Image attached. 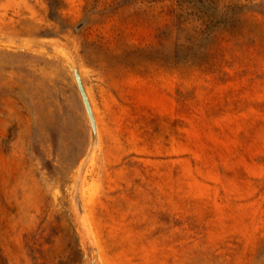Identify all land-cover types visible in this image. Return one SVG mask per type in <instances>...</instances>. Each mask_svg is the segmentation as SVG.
Listing matches in <instances>:
<instances>
[{
    "label": "rangeland",
    "instance_id": "374dc122",
    "mask_svg": "<svg viewBox=\"0 0 264 264\" xmlns=\"http://www.w3.org/2000/svg\"><path fill=\"white\" fill-rule=\"evenodd\" d=\"M0 264H264V0H0Z\"/></svg>",
    "mask_w": 264,
    "mask_h": 264
},
{
    "label": "water",
    "instance_id": "95a60500",
    "mask_svg": "<svg viewBox=\"0 0 264 264\" xmlns=\"http://www.w3.org/2000/svg\"><path fill=\"white\" fill-rule=\"evenodd\" d=\"M81 80L80 79H78V88H79V91H80V93L82 94V96H83V99H84V102H85V104H86V106H89V104H88V101H87V98H86V95H85V93H84V90H83V88L81 87Z\"/></svg>",
    "mask_w": 264,
    "mask_h": 264
},
{
    "label": "bare ground",
    "instance_id": "6f19581e",
    "mask_svg": "<svg viewBox=\"0 0 264 264\" xmlns=\"http://www.w3.org/2000/svg\"><path fill=\"white\" fill-rule=\"evenodd\" d=\"M81 83H82V82H81ZM81 87H82L83 90H84L83 84H81ZM84 93H85V95H86L85 90H84ZM86 98H87V96H86ZM87 101L89 102L88 99H87ZM88 104H89V103H88ZM92 115H93V114H92ZM94 116H95V115H94ZM94 116H93V117H94ZM95 118H96V117H95ZM90 120H91V119H90ZM96 122H97V121H96ZM91 124H92V123H91ZM95 124H96V123H95ZM99 136H100V134H99ZM100 140H101V139H100ZM90 142H91V140H90ZM97 144H98V143H97ZM99 144H100V143H99ZM94 150H95V149H94ZM94 150H93V151H94ZM91 153H92V152H91ZM89 157H90V155H89ZM87 159H88V158H87ZM85 163H87V161H86ZM85 163H84V164H85ZM84 166H85V165H84ZM81 178H82V177H81ZM81 178H80V179H81ZM80 183H81V182H80ZM79 199H80V198H79ZM74 201H75V200H74ZM83 204H84V202H83ZM83 204H82V205H83ZM83 206H84V205H83ZM84 208H85V207H84Z\"/></svg>",
    "mask_w": 264,
    "mask_h": 264
}]
</instances>
